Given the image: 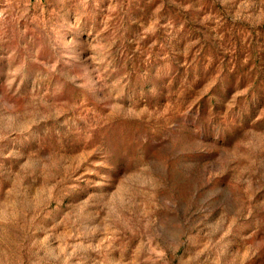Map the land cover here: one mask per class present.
<instances>
[{"label": "rangeland", "instance_id": "374dc122", "mask_svg": "<svg viewBox=\"0 0 264 264\" xmlns=\"http://www.w3.org/2000/svg\"><path fill=\"white\" fill-rule=\"evenodd\" d=\"M0 264H264V0H0Z\"/></svg>", "mask_w": 264, "mask_h": 264}]
</instances>
